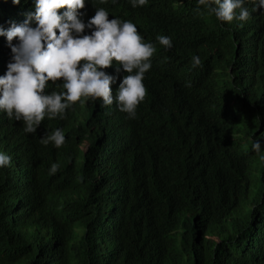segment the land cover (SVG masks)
<instances>
[{"label":"trees","instance_id":"1","mask_svg":"<svg viewBox=\"0 0 264 264\" xmlns=\"http://www.w3.org/2000/svg\"><path fill=\"white\" fill-rule=\"evenodd\" d=\"M86 1L80 16L104 8L109 19L134 23L157 49L143 80L147 96L131 119L138 137L107 148L73 121L72 110L28 134L0 120L26 142L30 165L44 148L41 162L55 154L68 159L63 182L44 187L70 192L78 200L74 218L82 219L74 228L67 213L50 214L44 199L21 193L0 168V264H264V129L256 116L257 106L264 108V18L222 22L198 0L136 7L131 0ZM34 5L0 0V23L10 29L9 18ZM159 35L172 46L160 45ZM59 128L61 148L40 142ZM115 164L123 180L112 173ZM32 214L47 233L33 244L16 218Z\"/></svg>","mask_w":264,"mask_h":264},{"label":"clouds","instance_id":"2","mask_svg":"<svg viewBox=\"0 0 264 264\" xmlns=\"http://www.w3.org/2000/svg\"><path fill=\"white\" fill-rule=\"evenodd\" d=\"M34 1L28 14L9 18L10 29L0 23V50H4L0 55V120L12 126L15 121L18 128L24 125L23 132L28 134L35 133L41 122L67 116L72 110L73 121L89 129L107 148L123 140H136L138 133L131 119L147 96L143 80L151 68L155 45L146 43L131 21L109 19L104 8H96L95 15L80 16L79 10H85L88 4L86 0ZM13 3L19 5L20 0ZM131 3L133 7L143 6L147 0ZM198 4L222 22H261L264 18V0H198ZM156 40L166 48L172 46L169 37L159 35ZM192 63L195 67L201 61L193 56ZM256 116L264 129L261 105L257 106ZM62 126L67 131L69 126ZM48 130L52 133L43 135L40 142L61 148L65 142L63 130ZM25 144L0 127V168H8L11 182L19 186L21 193L37 196V202L44 199L50 205V214L67 213L65 220L76 228L77 220L82 221L74 218L78 200L70 192L50 194L44 187L46 180L63 182L62 165L71 167V163L59 154L41 162L47 153L44 148V156L38 151V158L30 165L24 158ZM253 148L260 153V142L256 141ZM260 159L264 160V155ZM115 167L112 173L123 180L121 168ZM21 211L26 216L31 214L23 208ZM16 218L31 244L46 240L45 228H39L33 214L26 221Z\"/></svg>","mask_w":264,"mask_h":264}]
</instances>
